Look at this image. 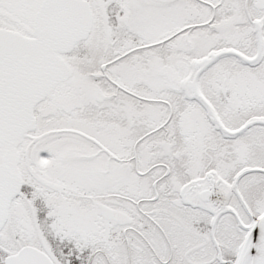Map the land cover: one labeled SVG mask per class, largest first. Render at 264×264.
<instances>
[{
    "label": "snow or ice",
    "instance_id": "obj_1",
    "mask_svg": "<svg viewBox=\"0 0 264 264\" xmlns=\"http://www.w3.org/2000/svg\"><path fill=\"white\" fill-rule=\"evenodd\" d=\"M0 264H264V0H0Z\"/></svg>",
    "mask_w": 264,
    "mask_h": 264
}]
</instances>
